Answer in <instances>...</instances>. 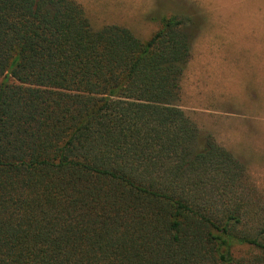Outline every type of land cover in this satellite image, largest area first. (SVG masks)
I'll list each match as a JSON object with an SVG mask.
<instances>
[{
    "label": "trees",
    "instance_id": "obj_1",
    "mask_svg": "<svg viewBox=\"0 0 264 264\" xmlns=\"http://www.w3.org/2000/svg\"><path fill=\"white\" fill-rule=\"evenodd\" d=\"M161 24L0 0V264H264L245 166L177 105L192 35Z\"/></svg>",
    "mask_w": 264,
    "mask_h": 264
},
{
    "label": "rangeland",
    "instance_id": "obj_2",
    "mask_svg": "<svg viewBox=\"0 0 264 264\" xmlns=\"http://www.w3.org/2000/svg\"><path fill=\"white\" fill-rule=\"evenodd\" d=\"M94 29L148 41L176 16L192 35L180 106L246 168L264 208V0H74Z\"/></svg>",
    "mask_w": 264,
    "mask_h": 264
}]
</instances>
